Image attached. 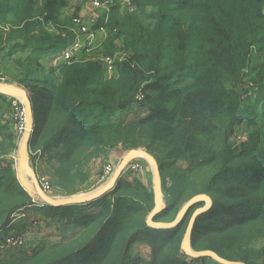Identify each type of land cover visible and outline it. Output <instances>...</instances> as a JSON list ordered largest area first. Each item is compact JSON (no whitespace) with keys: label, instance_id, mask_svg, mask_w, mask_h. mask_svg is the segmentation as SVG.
I'll use <instances>...</instances> for the list:
<instances>
[{"label":"trees","instance_id":"trees-1","mask_svg":"<svg viewBox=\"0 0 264 264\" xmlns=\"http://www.w3.org/2000/svg\"><path fill=\"white\" fill-rule=\"evenodd\" d=\"M133 1L139 11L130 17H120L117 6L112 7L107 27L116 32L101 49L90 53L86 48L82 58L49 70L41 59L63 52L73 44L74 33L68 32L67 40L56 37L37 18L56 25L67 1L0 0V20L10 26L0 31V43L9 44L1 49L8 50L2 58L27 55L16 63L24 69L18 85L34 113L29 161L35 165L48 155V164L56 162L55 175L76 179L71 172L80 167V156L90 161L109 148L144 149L158 163L165 201L154 222L172 223L191 199L208 196L212 205L196 218L189 250L264 264V0ZM103 23L101 18L93 30ZM120 48L131 59L121 58ZM100 56L115 59L109 78L95 60ZM246 76L250 87L244 100L239 87ZM142 87L147 105L135 99ZM8 102L0 93V110L5 109L0 164L17 147ZM129 107H146L148 113L133 122H115ZM242 121L248 122L246 137L235 144ZM61 145L65 149L57 154ZM124 178L89 204L97 212L79 213L78 220L71 214L78 205H46L42 212L47 218L60 221L67 214L69 223L83 231L42 248L28 263L221 264L190 257L182 248L191 218L205 201L195 203L175 227H151L154 189ZM74 193L68 190L64 196ZM33 196L18 183L9 159L0 169V234L33 206ZM138 244L151 248L149 259H133Z\"/></svg>","mask_w":264,"mask_h":264},{"label":"rangeland","instance_id":"rangeland-1","mask_svg":"<svg viewBox=\"0 0 264 264\" xmlns=\"http://www.w3.org/2000/svg\"><path fill=\"white\" fill-rule=\"evenodd\" d=\"M66 1L68 5L67 7L63 8L61 15H59L58 17L59 23H57L56 25L55 23L54 24L51 23L49 25V23H45L46 21L44 18H37V22L43 25L44 29L52 33V35L56 37L60 36V38L64 40L69 39V37L67 36L68 32L71 33L72 36L74 33L73 44L75 42H78L81 39V37H85L86 35L92 33L93 35H91V37L89 36L86 38L87 39L86 42L88 43L87 47L89 48L88 51L90 53H94L96 49H101V46L104 43H107L109 38L113 36V33L116 32V30H112V34H111V31H110L111 27H107V25L110 24V15L112 12L111 11L112 7L117 6L120 17H130L135 14H138V11H139L138 7L136 6L133 0H104L102 2L101 0H82L81 2L83 3V5L86 4V7H87L88 1L90 4V11L88 12L87 15L84 16L79 13V11L81 10V7L78 6L77 0H75L74 2L73 0H66ZM151 10L152 9L150 7L147 8L148 13ZM76 15H81V16L75 17ZM101 18L102 20H104L102 27H100L97 31H94L93 27L95 25H98ZM13 19L14 17L11 16V20ZM68 22L73 23L75 28H72L71 26H69ZM0 26H1V29H3L4 23L1 20H0ZM6 26L10 28L8 24ZM84 29L86 30V32L83 31ZM6 33L7 32H5V34ZM90 38L92 39V41H89ZM122 39L123 38L120 39L121 45H122ZM96 41L97 42L101 41V44L97 47L95 46ZM92 45L94 47H92ZM5 46H8V45L0 46L1 52H3L1 49ZM69 47L66 48L64 51L68 52L70 50ZM85 50L87 52V49ZM118 54L121 55V58H124L126 55H128L127 58L131 59L129 57V55L131 54H125L123 51H121V48L118 50ZM26 58H27L26 53H20L14 56L13 60L11 58L10 59L2 58V64L0 66V71L2 75L6 78L8 85H10L11 87H18L22 89L18 85L19 84L18 82H19L20 77L24 74V69L22 68V66L17 64L16 61L19 59L25 60ZM105 58L106 57L102 58L100 56V57H95V60L99 61V64L102 66L105 72V77L109 78L110 74L114 72V69L111 71L108 69L105 63V60H106ZM44 59L43 60L41 59L40 61L43 65H44ZM44 66L46 67V65ZM247 79H248V76L244 77L239 87V91L242 94L244 100L248 99V95L245 94L244 91H246L250 87V85L247 83ZM143 90L144 88L142 87L137 92V95L135 97L137 103H142L145 100V97L141 101L138 100V96L140 94H143L144 96L145 91ZM0 93L6 96V101L8 102L9 93L5 94L2 91H0ZM143 103L147 105L148 100H145ZM8 104L10 103L8 102ZM261 106L262 104H259L258 106L259 110H261ZM144 109H146V107H144ZM4 110L5 109L0 110V121L4 120V116L1 113ZM11 116H12V111H11ZM117 118L120 119L119 114L114 119L115 122L119 121ZM125 122L129 123L130 121H125ZM247 126H248L247 121H242L240 124H238L236 131L239 133H237L232 139V141L235 144H239L242 138L245 139L246 133H244V131L245 129H247ZM64 149H65V146L61 145L59 149L57 150V154L62 153ZM101 150L102 148L100 147L94 153L97 154ZM120 151L119 149L115 150L114 148H109L103 151L101 155L96 156L95 158H93V160H90V161L88 158H85L84 156L82 157L80 156V158L77 161L78 163H80V167L75 168V171L71 172L72 174L77 175L79 177V178L76 177V179H74V177L71 176L70 174H60V175L56 174L57 175L56 176L55 169H54V165L56 162L52 161L50 164H48L46 161L48 158V155L45 156V158H38L36 160V164L33 165L29 161V150H28V156L26 157V163L30 169H25L19 152L17 153L12 152L10 155H7L4 158H2L1 160L2 164H0L1 165L0 169L6 167L8 165L9 159H12L14 168H15V173L18 179V183L21 184V186L26 191H28V193L34 194L33 196L34 199L32 200L33 206H29L27 207V209H24L20 213H18L15 217V220L12 221L11 228L9 227V229H7L8 231L2 232V234H0V239L2 238V241L0 240V264H30L28 262L33 260L34 258L36 259V256L40 254L42 248L51 247L60 242H65V241L71 240L74 237L78 236L83 230L82 229L78 230V227H76L77 224L75 223L70 224L71 222L69 221V217L67 214L64 215L63 213V218H60L61 219L60 221L57 218L49 219L46 217V215L43 214L42 212L43 209L45 208L46 205H51L52 207H61V206H55L54 203L56 202L67 201V200L74 199V198L87 199L99 193L100 191L105 189L107 186L112 184V181L114 179L115 173L119 165L130 154L137 156L138 159H140L142 165L144 166L143 173L144 172L146 173L147 171L150 172L149 173L150 179H148L147 187L151 190L152 188L154 189L156 180L154 176V169H153L152 162L148 157H145L144 155L138 153L141 151L143 152H146V151L144 149H133L131 151H124V152L123 151L120 152ZM94 153L93 155H95ZM113 154L118 157L117 158L115 157L116 159H112L115 161L114 172L109 177L108 181L104 184H99L98 183L100 179L99 178L98 180L95 179V181L92 182L91 178H92V173L94 172V169L96 167L95 165L98 163V161L102 160L103 158L107 156L112 157ZM179 165H181L183 168H186L183 162H180ZM145 173H144V176H145ZM86 175H87V178H84V179L81 178L83 176L86 177ZM132 175H137V174H135L132 171H128L126 172V174L125 173L123 174V176L126 178L127 181L132 180V178H130L129 180V176L131 177ZM42 176L47 177L45 178L46 182L48 183L50 187H52L51 191L48 193L45 192L46 190L42 188L41 181H40ZM60 176L63 177V180L60 178ZM36 183L40 185L41 193L45 198L41 197L39 193L37 192L35 188ZM68 190L75 191V193L69 196H64L66 194V191ZM61 192H63V194H61ZM160 194L162 198L163 193H162L161 182H160ZM101 197L95 199L94 201L100 199ZM46 199L50 203L52 202V204L48 203ZM91 202H88L85 204H78V206L80 207H76L75 209V211H78V212L75 214V212L72 211L71 214H73L74 217H77L76 215H78L79 213L82 214L86 212L88 214V212H92V213L97 212V210H95L93 206H89ZM163 203L165 204L164 200H163ZM62 207L64 208L66 206H62ZM68 213H70V211ZM78 219H80V215H78V217L76 218V220ZM163 224H168V223H163ZM77 230H78V233H77ZM136 247L137 245L135 246L134 250L136 249ZM137 249L138 250L135 251L136 254H134L133 259L136 258L137 256L142 257L143 255H144L143 256L144 259L150 258V254L148 252H145L140 247Z\"/></svg>","mask_w":264,"mask_h":264},{"label":"water","instance_id":"water-1","mask_svg":"<svg viewBox=\"0 0 264 264\" xmlns=\"http://www.w3.org/2000/svg\"><path fill=\"white\" fill-rule=\"evenodd\" d=\"M9 89V91H13L15 94L19 95L23 101L25 102V104L27 105L28 108V130L23 138V143L20 149V155H21V159L23 161L24 167L25 169H30L27 166L26 163V157L28 156V148H29V141L31 138V135L33 133V128H34V113H33V108H32V104L30 102L29 97L26 95V93L18 88V87H11L8 86L6 87L5 85H3V83L0 84V91L4 92L5 94H8L9 92H6L4 89ZM142 155H144L145 157H148L153 165V169H154V176H155V186H154V192H155V200H156V207L154 209V211L152 212L151 216L148 218V225L151 227H155V228H172L175 227L184 217L185 213L197 202L199 201H205L207 203V205L196 211L192 218L191 221L188 225L185 237H184V242L182 244V248L184 249V251L193 258H212L216 261H218L221 264H244V263H238V262H231V261H227L222 259L221 257H219L217 254L213 253V252H200V253H194L192 251H189V243H190V238H191V233H192V229H193V225L194 222L196 220V218L203 214L204 212H206L207 210L210 209L211 205H212V201L208 196H196L193 199H191L182 209L181 214L177 217V219L172 222V223H168V224H158V223H154V216L161 211L164 207L165 204L163 203V200L161 198V194H160V182H161V176H160V170H159V166L157 161L155 160L154 157H152L151 155L147 154L146 152H138ZM130 157L131 155H129L126 159H124L121 164L119 165L114 179L112 181V184H110L109 186H107L105 189H103L102 191H100L99 193L93 195L92 197H89L87 199H82V198H74V199H70L67 201H61L59 204H54V205H58V206H71V205H78V204H85L91 201H94L95 199L103 196L104 194L108 193L109 191H111L113 189V186L116 185L117 181L123 176V174L126 172V168L127 165L130 161ZM37 192L39 193V195L43 198H45L42 193H41V189H40V185L38 183H36L35 185ZM46 201L48 203H50L47 199ZM52 204V202L50 203Z\"/></svg>","mask_w":264,"mask_h":264},{"label":"built area","instance_id":"built-area-1","mask_svg":"<svg viewBox=\"0 0 264 264\" xmlns=\"http://www.w3.org/2000/svg\"><path fill=\"white\" fill-rule=\"evenodd\" d=\"M104 0H101V2ZM8 26H4L3 29L1 30H6L8 29ZM84 32H86V30H83ZM91 35H93L92 33L86 35L85 37H81V39L78 42H75L73 45H71L69 47V51L68 52H61L59 57H61L64 62L69 63L70 60L73 57H76L77 52L80 49H86L88 48V43L87 41V37H91ZM94 38V37H93ZM89 41H92V39L90 38ZM97 42V41H96ZM101 44L100 42H97ZM99 44V45H100ZM91 46V45H90ZM92 47H94L92 45ZM105 63L108 67V69L111 71L113 69H115V59L111 58V57H106L105 58ZM3 83V85H8L6 78L2 75L1 71H0V84ZM10 86V85H8ZM9 101H10V105H11V111H12V120L14 122V125L16 127V135H17V147L15 149V153L19 152L20 153V149L23 143V138L28 130V108L27 105L25 104V102L23 101V99L17 95V94H12L9 93ZM145 96V95H144ZM143 94H140L138 96V100L141 101L142 99H144ZM130 161L129 164L127 165L126 168V172L128 171H132L135 174L137 173H143L144 171V166L142 165L140 159H138L137 156H134L132 154H130ZM110 161V162H108ZM105 165L102 168V173L100 175V179H99V184H104L108 181L109 177L112 175V173L114 172V165H115V161L114 160H108ZM47 177L42 176L40 181H41V185L42 188L45 189V192H50L52 187H50L48 185V183L46 182ZM21 245V244H19Z\"/></svg>","mask_w":264,"mask_h":264},{"label":"crops","instance_id":"crops-1","mask_svg":"<svg viewBox=\"0 0 264 264\" xmlns=\"http://www.w3.org/2000/svg\"><path fill=\"white\" fill-rule=\"evenodd\" d=\"M74 1L75 0H73V2ZM81 1L82 0H77L78 6L81 7V10L79 11V13L81 15H84L85 16L90 11V4H89V1H88L87 2V7H86V4L83 5V3ZM81 15H77V16H81ZM0 29H1V26H0ZM95 43H96V45H95L96 47L99 46V44H100V43H97V42H95ZM1 45H9V44H6V43H3L2 44V43H0V46ZM5 47H7V46H5ZM84 50L85 49H80L77 52L76 57L82 58L84 56ZM5 51H8V50H5ZM5 51H3V52L0 51V66L2 64V56H4L6 54ZM59 55H60V53L57 54L56 57H50V58L44 59V65H46V67L49 70H51L52 68H60L61 65L66 64L67 62H64V60L61 57H59ZM147 113H148V110L147 109H144V108L141 109V108H136V107H133V108L132 107H129V108L125 109L122 113H120L119 114L120 119H118V118L117 119L119 121L124 120V121L133 122V121L139 119L140 117L145 116V114H147ZM115 157L117 158L118 156H115L113 154L112 157H108L107 156V157L103 158L102 160L98 161V163L95 165L96 167L94 169V172L92 173V178H91L92 182H94L95 179H97V180L99 179V176H100L101 171H102V167L105 165V163L108 160L116 159ZM144 173H137V175H132L131 177L129 176V180H130V178H132V180H130V181L139 180L141 183H143L144 185L147 186L148 185V179H150V177H149V173L150 172L147 171L145 173V176H144ZM125 174H126V172H125ZM78 230H77V233H78ZM139 247L142 248L145 252H148L151 255V248L148 245H146V244H139V245H137L136 249L133 251L132 257H134V254H136L135 251H137L138 250L137 248H139ZM137 257H140V256H137Z\"/></svg>","mask_w":264,"mask_h":264},{"label":"bare ground","instance_id":"bare-ground-1","mask_svg":"<svg viewBox=\"0 0 264 264\" xmlns=\"http://www.w3.org/2000/svg\"><path fill=\"white\" fill-rule=\"evenodd\" d=\"M5 86H6V85H5ZM6 87H8V86H6ZM4 90H5L6 92H9V93H12V94L14 93L13 91H9V89H7V88L4 89ZM60 202H61V201H60ZM60 202H56V203L53 202V203H54V204H59ZM55 206H58V205H55Z\"/></svg>","mask_w":264,"mask_h":264}]
</instances>
